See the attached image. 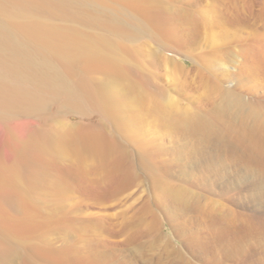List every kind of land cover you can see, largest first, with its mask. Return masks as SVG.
<instances>
[{"label":"rangeland","instance_id":"1","mask_svg":"<svg viewBox=\"0 0 264 264\" xmlns=\"http://www.w3.org/2000/svg\"><path fill=\"white\" fill-rule=\"evenodd\" d=\"M9 1L97 104L49 101L69 188L4 206L0 264H264V0Z\"/></svg>","mask_w":264,"mask_h":264},{"label":"bare ground","instance_id":"2","mask_svg":"<svg viewBox=\"0 0 264 264\" xmlns=\"http://www.w3.org/2000/svg\"><path fill=\"white\" fill-rule=\"evenodd\" d=\"M2 1L0 3V75H2L0 79V216L3 213L4 206L13 203L25 207L26 213L28 210L30 212L32 207L27 205L29 195L36 190L35 188L38 187L39 190L46 183L50 188L57 189L56 192L59 189L60 192L65 193L69 188L70 180L68 183L65 180L66 176V178H62V176L59 178L61 174L59 175L56 172L59 177H54V175H51L53 172H50L51 174L48 172V170H51L48 169L49 167L47 171L43 172L41 171L42 168L39 171L36 169L40 167V165H37L39 164L37 161L39 157L42 156L43 160L46 159L44 162L50 161L42 155V152H47L49 144L55 147L56 142H58L55 141L57 140L55 137V139H47L36 129L42 118L41 116L46 114L49 101L66 97L68 99L66 101H70L67 105L70 108L73 107L76 111H80L81 114L84 108H92L96 106L95 103L97 104L94 97H92V92L88 90L85 84H76L70 81L68 75L65 74L66 72H63L66 66L64 65V69H61L60 66L62 65L54 60V55L66 58V52L59 53L58 43L53 40V37L49 36L51 32L49 35L46 32L48 37L42 34L43 49L39 46L35 47V44L33 46L29 45L34 40L26 43L27 40L16 37L14 31L11 30L12 27L10 28L6 20L8 4H6V0ZM35 36H38V34ZM40 44L42 43L40 42ZM40 46L42 47V45ZM58 62L61 61L58 60ZM5 77H7V82L5 81L7 84L3 81ZM50 96H54V99ZM49 97L52 100H49ZM60 143L63 145L66 142ZM67 143L69 144V142ZM45 144H47V148H45ZM68 144L63 145V151L60 145L59 150H61L58 151L56 148L57 151L53 150V154L55 152L64 153ZM65 153H69V151ZM78 157H82V155ZM51 168L53 167L51 166ZM43 191L46 194L47 191ZM49 191L52 192L51 189ZM29 212L27 215L32 213V211Z\"/></svg>","mask_w":264,"mask_h":264}]
</instances>
